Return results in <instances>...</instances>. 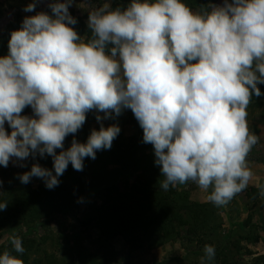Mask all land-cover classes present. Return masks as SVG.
<instances>
[{
    "label": "clouds",
    "instance_id": "9594fccd",
    "mask_svg": "<svg viewBox=\"0 0 264 264\" xmlns=\"http://www.w3.org/2000/svg\"><path fill=\"white\" fill-rule=\"evenodd\" d=\"M73 2L53 0L51 15L26 16L0 56V166L51 156L52 170L34 163L18 179L36 177L53 189L69 164L83 171L84 160L111 149L121 131L101 123L86 142L73 138L65 149L87 113H103L95 117L100 122L130 109L143 142L153 146L163 190L191 181L223 206L246 189L253 176L247 157L259 141L247 108L264 95V0H223L210 11L182 0H131L114 9L106 2L88 12L87 40L73 27ZM28 107L31 116L22 114ZM6 208L0 202V211ZM10 241L24 252L18 235ZM204 253L201 264L215 257L211 245ZM0 264L24 261L4 251Z\"/></svg>",
    "mask_w": 264,
    "mask_h": 264
},
{
    "label": "trees",
    "instance_id": "16d2710c",
    "mask_svg": "<svg viewBox=\"0 0 264 264\" xmlns=\"http://www.w3.org/2000/svg\"><path fill=\"white\" fill-rule=\"evenodd\" d=\"M130 2L115 0L111 7L126 8ZM182 2L193 11H210L213 0ZM71 15L77 19L73 27L84 33L85 40L90 38L91 32L84 19L75 17L73 13ZM23 19L21 14H17L4 33L0 34V56L8 54L11 32L21 27ZM258 87L264 93V84ZM263 99L264 95L258 98L253 96L251 103ZM28 112H32L30 107L25 108L22 114ZM125 120L135 127L134 135L125 136L121 130L111 149L98 151L95 160H84L83 171H76L69 164L63 175L58 177L59 185L53 189L46 188L44 181L36 177L37 187L31 184L18 186L10 175L9 167L2 166L0 202H7V208L0 211V235L4 230L16 231L22 240L24 252H14L9 240L0 245V255L4 251L12 252L24 264H64L57 253L47 246V238L37 237L36 233L41 224H50L59 216L74 213L91 194L98 205L93 207L92 214L82 219L81 225L87 231L92 229L97 232V239L106 244L109 254L114 253L112 243L121 238L132 253L145 248L156 249L166 243H180L187 256L199 258L192 264H201L205 245L215 249L214 259L205 261V264H264V254L255 256L247 246L259 241L252 209L245 222L234 226L229 236L224 237L223 217L220 214L222 206L192 201L190 193L180 191L177 185H170L167 191L163 190L160 185L164 177L155 163L153 146L143 142V130L131 110L125 115ZM92 122L89 112L86 122L75 137H66L64 148L70 147L73 138L81 143L86 142L93 130ZM59 151L57 149V153ZM29 158L33 159L31 156ZM33 161L53 169L51 156L41 158L37 155ZM240 193L247 200L255 201L260 197V188L250 187ZM84 240L79 237L81 247ZM247 257L252 258L248 263ZM186 259L172 258L158 264H191L186 263ZM106 262L102 257L87 253L84 249L78 251V264Z\"/></svg>",
    "mask_w": 264,
    "mask_h": 264
},
{
    "label": "rangeland",
    "instance_id": "374dc122",
    "mask_svg": "<svg viewBox=\"0 0 264 264\" xmlns=\"http://www.w3.org/2000/svg\"><path fill=\"white\" fill-rule=\"evenodd\" d=\"M32 2L33 0H0V34L4 33L7 25L14 20L17 14H21L24 18L36 15L41 11L47 12L49 15L52 14L48 4L53 2V0H39L34 11L25 12L24 8ZM106 2L112 5L115 0H74L69 8V12L73 13L75 17L83 18L87 23L88 12L102 6ZM222 3L223 0H213L210 5H220ZM74 28L82 39L85 40L84 33L79 28ZM129 111L130 109H126L118 117L113 114V118L103 119L100 122L95 117L97 114L103 117L104 114L90 111L93 119L92 127L93 129H97L101 126V123L104 127L116 124L124 132L125 136L134 135L136 133L135 127L125 120V115ZM247 112L249 129L259 137L258 143L253 146L247 157L248 167L253 173L246 188L249 189L250 187L264 186V99L250 103ZM23 115L31 116L32 112L24 113ZM5 127L8 128L9 132L11 131L7 124H5ZM21 164L24 166H20ZM32 164H34V161L31 158H27L24 161H17L15 159L10 161L8 165L10 175L18 186L28 184H31L33 187L38 186V180L35 177L28 184H23L18 179L20 174L30 171ZM1 168L2 166H0ZM179 190L190 193L192 201L209 202L208 199L204 201V198L208 197L211 189L202 190L194 182L190 181L187 188H179ZM90 195H88L79 209L74 213L59 216L50 224H41L36 233L37 237L47 238V246L51 251L57 253V256L64 264H78V251L80 249L102 257L107 261L106 264H158L178 257H187L186 263L191 264L199 260V258L193 255L187 256L185 249L180 243H166L164 246L156 249L145 248L132 253L121 238L116 239L112 243L114 253L109 254L110 250L106 244L97 239V232L92 229L87 231L81 225L82 219L92 214L93 207L98 205L94 195ZM250 208L253 211V224L259 241L247 244V246L257 256L264 254V196L260 195L257 200L249 201L244 194L238 193L231 201L223 205L220 210L224 223L222 235L227 238L234 226L243 224L250 213ZM16 234V231H2L0 245L9 241L10 237ZM79 237L85 239L82 247ZM251 259L247 257L246 262H250Z\"/></svg>",
    "mask_w": 264,
    "mask_h": 264
},
{
    "label": "crops",
    "instance_id": "0c3cea01",
    "mask_svg": "<svg viewBox=\"0 0 264 264\" xmlns=\"http://www.w3.org/2000/svg\"><path fill=\"white\" fill-rule=\"evenodd\" d=\"M189 182H190V181H189ZM189 182H187V183H185V184H182V185H181V184H178V186L180 185L179 188L185 189V188L188 187V183H189ZM206 200H207V198H204V201H206Z\"/></svg>",
    "mask_w": 264,
    "mask_h": 264
}]
</instances>
